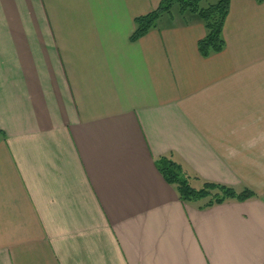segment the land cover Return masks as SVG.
Returning <instances> with one entry per match:
<instances>
[{
  "label": "crops",
  "instance_id": "1",
  "mask_svg": "<svg viewBox=\"0 0 264 264\" xmlns=\"http://www.w3.org/2000/svg\"><path fill=\"white\" fill-rule=\"evenodd\" d=\"M163 0H0V264H264V2L226 48ZM258 195L183 204L156 160Z\"/></svg>",
  "mask_w": 264,
  "mask_h": 264
},
{
  "label": "trees",
  "instance_id": "2",
  "mask_svg": "<svg viewBox=\"0 0 264 264\" xmlns=\"http://www.w3.org/2000/svg\"><path fill=\"white\" fill-rule=\"evenodd\" d=\"M208 0H163L159 7L151 13L135 20V42L158 27L160 20L174 13L178 8L184 15L196 16L206 28V36L198 42V50L202 57L209 58L221 53L226 48L224 27L230 12L231 0H217L214 4L203 2ZM263 3L264 0H256ZM3 133L0 131V140ZM156 165L166 182L174 187L183 204L194 205L204 211L229 202H246L257 199L258 195L247 187L235 188L222 183L212 182L189 170L172 155L156 160Z\"/></svg>",
  "mask_w": 264,
  "mask_h": 264
},
{
  "label": "rangeland",
  "instance_id": "3",
  "mask_svg": "<svg viewBox=\"0 0 264 264\" xmlns=\"http://www.w3.org/2000/svg\"><path fill=\"white\" fill-rule=\"evenodd\" d=\"M216 2H217V0H208V1L203 2V6H205L206 4H214V3H216ZM174 12H175V13H178V12H179L178 8H176V9L174 10Z\"/></svg>",
  "mask_w": 264,
  "mask_h": 264
}]
</instances>
